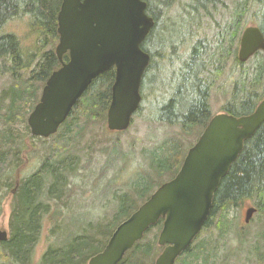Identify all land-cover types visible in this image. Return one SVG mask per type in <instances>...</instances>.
Listing matches in <instances>:
<instances>
[{
    "label": "trees",
    "instance_id": "obj_1",
    "mask_svg": "<svg viewBox=\"0 0 264 264\" xmlns=\"http://www.w3.org/2000/svg\"><path fill=\"white\" fill-rule=\"evenodd\" d=\"M145 1L148 3V0ZM178 2L193 17L190 21L198 29H209L213 23L214 32L210 34L212 38L205 39L213 40L214 44L211 50L199 40L192 45L189 56L182 59V66L177 69L182 88L179 93L172 92L166 102L156 107L154 120L177 126L183 135L196 136V140L213 116L211 90L217 80L227 75L229 61L232 62L231 72L239 70L241 74L237 78L228 73L232 90L222 111L235 116L247 115L264 99V51L255 54L252 67L248 66V62L241 63L237 57L240 37L247 25H257L264 33V0ZM61 3L62 0H0V73H9L15 80L9 89L0 94V121L6 126V129L0 130V217L3 202L17 183L14 173L19 168L20 153L23 151L21 136L28 134L29 138H35L31 135L26 120L39 101L41 93H38V85L43 87L52 72L61 65L52 50L44 54L33 67L30 76L21 81V72L34 62V58L24 51L20 38L14 33L5 32L4 27L10 21L28 17L32 24L30 28L36 34L44 33L46 40L52 38L56 41L59 37L57 16ZM147 10L153 15V6L148 5ZM220 13L223 14L221 18L218 16ZM200 17L203 20L208 18L210 25L205 26ZM155 18L158 22L157 16ZM65 60H68V56H65ZM205 61H210L211 66L208 67ZM114 79L115 68L95 79L59 131L43 140L48 144L39 168L33 174L20 179L13 193L10 204V237L0 245V264H86L88 258L100 250L97 245L85 247L89 244V239L85 243L68 241L69 239L58 243L50 242L39 261L34 263L46 224L55 221L56 214L63 213L60 205L68 206L71 187L81 175V168L85 167L80 154L73 150L85 138L91 123L105 121ZM98 82H105L107 86L98 89ZM178 95L182 96L184 103L178 101ZM140 110L141 106L136 113ZM19 123H25L24 133L18 128ZM194 143L190 141L185 144L182 138L173 135L159 147L149 150V169L143 172V178L135 182L131 191L115 192L117 208L114 214L117 217L107 221L83 220L79 223L89 224L91 228L101 232L104 238L97 240L105 244L121 221L137 210L162 183L175 177L188 149ZM114 146L115 149L119 146L117 139ZM110 183H113V179ZM245 202L255 205L257 211L264 216V123L245 141L243 151L222 179L205 228L213 225V220L217 218L216 227L221 233L225 232L230 226V208L240 207ZM162 221L163 219L149 231L156 226L160 231ZM55 223L57 226L54 232L62 228L58 221ZM92 239H96V236H92ZM155 241H139L126 253L120 264L153 263L158 254L154 247ZM215 254L212 242L204 239L200 243H193L187 249L183 257L179 258L182 259L180 264H215ZM262 263L264 264V259Z\"/></svg>",
    "mask_w": 264,
    "mask_h": 264
},
{
    "label": "water",
    "instance_id": "obj_2",
    "mask_svg": "<svg viewBox=\"0 0 264 264\" xmlns=\"http://www.w3.org/2000/svg\"><path fill=\"white\" fill-rule=\"evenodd\" d=\"M144 0H62L57 16L61 67L53 71L39 102L28 116L31 134H56L79 99L101 74L115 68L107 129L123 132L132 124L141 102V85L151 55L142 44L156 24ZM264 51V33L257 25L242 32L238 60L247 62ZM69 60L64 61V55ZM264 123V99L247 115H214L188 149L174 178L162 183L118 225L106 247L89 264H118L145 233L164 219L158 244L164 246L153 264H175L201 233L215 193L233 163ZM257 208L248 207V223ZM9 235L0 230V243Z\"/></svg>",
    "mask_w": 264,
    "mask_h": 264
},
{
    "label": "rangeland",
    "instance_id": "obj_3",
    "mask_svg": "<svg viewBox=\"0 0 264 264\" xmlns=\"http://www.w3.org/2000/svg\"><path fill=\"white\" fill-rule=\"evenodd\" d=\"M178 1L148 0V5L153 6L154 12L153 15H151L150 10H147V12L153 17L157 16L158 22L143 42V47L153 55L154 61L143 76L141 110L138 114L133 115L130 128L122 133L110 132L107 129V119L104 122L91 123L86 131L85 138L73 150L80 154L82 165H85V167L81 168V175L75 179V183L71 187L68 206L60 205V209L63 211L60 214H83L89 220H99L104 217L103 215L109 218L117 208L115 192L131 191L135 182L143 178V172L149 169L147 155L149 150L159 147L164 140L173 135L182 138L185 144H189L190 141L196 142V136L183 135L177 126L166 123L161 124L154 120L156 107L166 102L172 92L179 93L180 88H182L177 69L182 66L184 57L189 56L192 45L194 46L199 40L202 44L208 45L211 50L212 44H214L213 40L208 39L207 41L205 39L206 37L212 38L210 34L214 32L213 23L209 26V29L206 27L198 29L190 21L193 17L184 11L185 7ZM181 1L191 2V0ZM222 13L218 14L220 18L223 16ZM200 20L204 22L205 26L210 25L208 18L205 17L203 20V17H200ZM30 27H32V24L28 17L10 21L4 27L5 32L14 33L20 38L24 51L33 55L34 58V62L21 72V81L30 76L33 67L44 54L52 50L55 51L59 42V38L56 41L52 38L46 40V34H36ZM253 60L254 58H251L248 63L246 62L248 66H253L251 64ZM208 62L206 64L209 67L211 62ZM231 71L232 62L229 61L226 73L234 74L237 78L241 74L239 70L233 73ZM228 73L217 80L212 87L210 104L213 115L222 112L223 105L232 90ZM14 82L15 80L11 74L0 73V94L3 90L9 89ZM40 85H38V93L42 91V85ZM97 86L100 89L106 87L107 83L98 82ZM177 97L178 101L181 102L182 96L178 95ZM182 103L184 102L182 101ZM3 123V121H0V130L6 129ZM19 124L18 128L24 133L26 131L25 123ZM21 137H23L21 143L23 151L20 153L19 168L14 173L17 183L4 200L0 217V230L7 231L9 236L11 229L9 224L10 204L13 193L18 187L17 184H19L20 179L33 174L39 168L48 144L43 142L46 138L35 137L31 139L28 134ZM116 139L119 143L117 149L114 146ZM112 179L113 183L111 184ZM250 206L255 207L250 202L242 203L237 208L231 207L228 212L230 226L225 232L221 233L220 229L216 227L217 218H215L212 222L213 225L203 229L197 237L198 239H195L193 243H200L204 239L212 242V247L215 248L216 252L215 264H263L264 216L257 211L247 223L245 220L246 211ZM61 218L58 225H61L62 228L69 223L70 219H73L69 217ZM52 228L51 223L46 224L34 263L39 261L49 241L52 240L51 238L56 236L51 232ZM159 234V228L156 226L147 231L143 238V241L147 243H154V240H156L154 247L158 254L162 251V247L158 244ZM181 260L178 259L176 264H180Z\"/></svg>",
    "mask_w": 264,
    "mask_h": 264
},
{
    "label": "flooded vegetation",
    "instance_id": "obj_4",
    "mask_svg": "<svg viewBox=\"0 0 264 264\" xmlns=\"http://www.w3.org/2000/svg\"><path fill=\"white\" fill-rule=\"evenodd\" d=\"M22 46V45H21ZM150 55H151V60H150V63H149V65H148V68H149V66H151V64H152V60H153V56H152V54L150 53ZM65 56H69L68 55V53H66L65 55H64V58H65ZM147 68V69H148ZM104 217L103 218H101V219H99V220H89V219H86V216L85 215H83V214H80V215H65V214H56L55 215V217H54V220L57 222V221H59V219L61 220L62 218L61 217H64V218H66V217H69V218H73V219H70L69 220V223L68 224H66V226L64 227V228H61V229H57V231H55L54 232V230H55V228H56V226H57V224L55 223V221H50V223L52 224V226H53V228H52V233L55 235L56 234V236H54V237H52L51 239L52 240H50L49 241V243L50 242H52V243H58V242H62V241H64V240H66V239H69L68 241H70V240H75V242L76 243H85L86 241H87V239H89L90 240V242H89V244H87L85 247H88V248H90V247H92L93 245H97L98 247H99V251H97L95 254H93V255H91L89 258H88V260H87V262H86V264H89V262H90V260H91V258L93 257V256H95L96 254H98V253H100L105 247H106V245L108 244V242H109V240H110V237L112 236V234H113V232L115 231V229L117 228V226L120 224H118L116 227H115V229L112 231V233H111V235L110 236H108V239H106V242H105V244L103 243H100L97 239H102V238H104V235L101 233V232H98L95 228H91L90 227V225L89 224H84V223H79L80 221H87V222H89V221H100V220H105V221H107V220H109V219H111V218H116L117 216H115V214H112V215H110L109 216V218L106 216V215H103ZM126 219V218H125ZM124 219V220H125ZM123 220V221H124ZM122 222V221H121ZM64 226V225H63ZM96 236V239H92V236ZM89 237H91V238H89ZM48 243V244H49ZM102 244V245H101ZM124 259V258H123ZM122 259V260H123ZM122 260L118 263V264H120L121 262H122Z\"/></svg>",
    "mask_w": 264,
    "mask_h": 264
},
{
    "label": "bare ground",
    "instance_id": "obj_5",
    "mask_svg": "<svg viewBox=\"0 0 264 264\" xmlns=\"http://www.w3.org/2000/svg\"><path fill=\"white\" fill-rule=\"evenodd\" d=\"M25 6V5H24ZM26 9V8H25ZM27 11V10H26ZM22 12V11H21ZM9 19V18H8ZM161 20V19H160ZM164 20V19H163ZM9 21V20H8ZM6 23V22H5ZM4 27V26H3ZM2 27V28H3ZM2 30V29H1ZM4 35V34H3ZM22 48V47H21ZM7 51V50H6ZM11 54V53H10ZM15 56V55H14ZM28 57V56H27ZM26 58V57H25ZM34 240V239H33Z\"/></svg>",
    "mask_w": 264,
    "mask_h": 264
}]
</instances>
